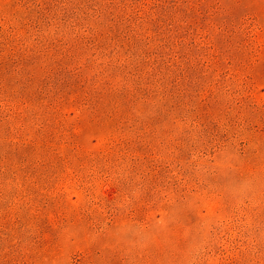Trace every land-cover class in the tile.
Listing matches in <instances>:
<instances>
[{
    "label": "rangeland",
    "instance_id": "obj_1",
    "mask_svg": "<svg viewBox=\"0 0 264 264\" xmlns=\"http://www.w3.org/2000/svg\"><path fill=\"white\" fill-rule=\"evenodd\" d=\"M0 264H264V0H0Z\"/></svg>",
    "mask_w": 264,
    "mask_h": 264
}]
</instances>
